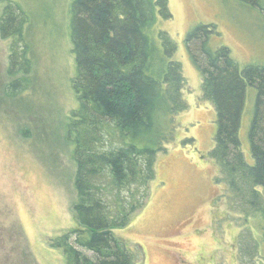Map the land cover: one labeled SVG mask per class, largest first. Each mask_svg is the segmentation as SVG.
<instances>
[{
	"label": "rangeland",
	"instance_id": "374dc122",
	"mask_svg": "<svg viewBox=\"0 0 264 264\" xmlns=\"http://www.w3.org/2000/svg\"><path fill=\"white\" fill-rule=\"evenodd\" d=\"M12 1L30 17L25 40L31 71L27 90L12 94L8 86L24 75H8L11 41L0 36V264H65L52 241L79 228L76 166L66 131L79 109L72 84V0ZM168 2L172 19L161 21L160 28L177 45L188 109L175 119L174 142L157 157L145 208L113 234L137 256V264H264L256 219L231 198L211 158L218 115L203 99V79L186 44L197 26H212L213 49L227 47L241 70L264 67V0ZM4 7L0 4V15ZM256 94L248 89L239 131L250 165Z\"/></svg>",
	"mask_w": 264,
	"mask_h": 264
},
{
	"label": "trees",
	"instance_id": "16d2710c",
	"mask_svg": "<svg viewBox=\"0 0 264 264\" xmlns=\"http://www.w3.org/2000/svg\"><path fill=\"white\" fill-rule=\"evenodd\" d=\"M0 15V36L11 41L8 87H29L25 40L30 17L12 0ZM70 38L76 61L73 90L79 109L66 125L76 166L77 230L52 241L65 264H137L114 230L131 224L149 201L156 160L174 142L175 119L185 112L186 79L177 45L161 30L170 21L168 0H72ZM212 26H197L186 44L203 79V99L214 105L218 132L211 158L221 181L245 214L253 215L264 251V67L244 70L227 47L213 49ZM249 88L256 90L248 132L254 165L244 158L239 131ZM249 216V217H250ZM264 260V255H263Z\"/></svg>",
	"mask_w": 264,
	"mask_h": 264
}]
</instances>
